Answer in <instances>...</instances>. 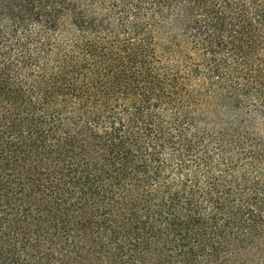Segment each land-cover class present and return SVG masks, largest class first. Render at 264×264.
<instances>
[{"label":"trees","instance_id":"16d2710c","mask_svg":"<svg viewBox=\"0 0 264 264\" xmlns=\"http://www.w3.org/2000/svg\"><path fill=\"white\" fill-rule=\"evenodd\" d=\"M0 264H264V0H0Z\"/></svg>","mask_w":264,"mask_h":264}]
</instances>
